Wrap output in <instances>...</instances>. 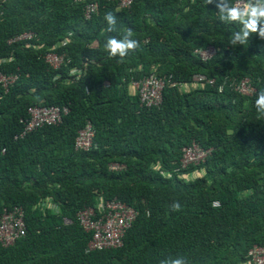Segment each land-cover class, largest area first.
<instances>
[{
	"label": "trees",
	"instance_id": "16d2710c",
	"mask_svg": "<svg viewBox=\"0 0 264 264\" xmlns=\"http://www.w3.org/2000/svg\"><path fill=\"white\" fill-rule=\"evenodd\" d=\"M94 1L90 18L75 0L0 1V71L18 74L8 90L0 84V213L20 206L27 226L13 244L0 243V264H161L178 255L188 264H243L264 245V115L255 107L264 40L253 34L231 46L240 26L221 21L206 0ZM128 28L139 47L110 56L107 39ZM29 31L33 38L9 42ZM210 46L215 53L203 60L196 50ZM48 52L64 56L58 68ZM151 74H172L176 84L148 107L130 86ZM198 74L207 79L196 83ZM246 77L251 96L235 89ZM35 105L69 112L20 136ZM89 121L93 145L76 149ZM193 143L210 153L185 167ZM116 162L125 168L110 169ZM112 198L139 215L121 246L91 250L79 213Z\"/></svg>",
	"mask_w": 264,
	"mask_h": 264
},
{
	"label": "built area",
	"instance_id": "2783aa9c",
	"mask_svg": "<svg viewBox=\"0 0 264 264\" xmlns=\"http://www.w3.org/2000/svg\"><path fill=\"white\" fill-rule=\"evenodd\" d=\"M5 2L6 0H0ZM82 3L85 9V16L90 18L97 9V3L94 0H75ZM119 8H128L132 5L133 0H117ZM246 0H241V3ZM33 32H25L17 35L9 40L15 42L19 40H27L33 38ZM197 54L203 59L207 60L215 53V48L210 46L208 48H200L196 50ZM63 55L56 52H48L45 59L55 68H58L63 62ZM73 74H78L73 72ZM18 79V74H8L0 71V84L8 90ZM207 78L204 74L195 76L196 83H202ZM167 84H176L173 81L172 74L156 75L151 74L142 79L133 80L131 82V91L139 95L142 105L152 107L159 106L163 100V90ZM223 86H220L222 90ZM235 89L246 96H251L256 91L255 86L251 80L246 77L238 82ZM69 112L67 106L58 107L55 105H35L29 109V117L24 120V130L20 136L32 132L44 124H57L63 119V115ZM95 136V129L93 124L89 121L86 126L79 131L75 140V148L87 151L93 145ZM18 137V136H17ZM4 151V150H3ZM210 153L209 149H204L197 143L184 148V156L182 158L183 166H188L191 163L198 164L204 160ZM125 165L121 163H112L110 169L121 170ZM218 205V202H215ZM139 211L132 205L118 199H102L99 208L89 207L79 213V220L82 226L93 233L92 239L89 243L91 250H102L112 247L121 246L123 238L127 231L132 227L137 219ZM65 222H70L65 218ZM27 226L25 222L24 210L20 206L13 208H4L0 213V243L3 246L13 244L17 239L26 235ZM249 260L243 264H264V245H254L248 251Z\"/></svg>",
	"mask_w": 264,
	"mask_h": 264
},
{
	"label": "clouds",
	"instance_id": "9594fccd",
	"mask_svg": "<svg viewBox=\"0 0 264 264\" xmlns=\"http://www.w3.org/2000/svg\"><path fill=\"white\" fill-rule=\"evenodd\" d=\"M206 3H215L221 21L240 26L239 30L233 32L229 37L228 43L231 46L247 44L253 34L264 40V0H246L244 3H241V0H206ZM104 19L107 22L108 32L117 30L115 13L106 12ZM133 35V30L128 28L119 38L109 37L105 44V50L112 57H126L130 51H135L139 47V41L133 38ZM255 107L258 114L264 115V88L257 93ZM159 169L160 165L158 164L155 170ZM171 207L173 211H179L181 204L174 201ZM161 264H188V261L186 257L178 255L175 258L169 257L161 261Z\"/></svg>",
	"mask_w": 264,
	"mask_h": 264
},
{
	"label": "rangeland",
	"instance_id": "374dc122",
	"mask_svg": "<svg viewBox=\"0 0 264 264\" xmlns=\"http://www.w3.org/2000/svg\"><path fill=\"white\" fill-rule=\"evenodd\" d=\"M194 79H195V77H194Z\"/></svg>",
	"mask_w": 264,
	"mask_h": 264
}]
</instances>
